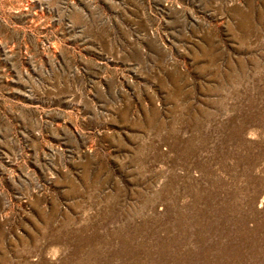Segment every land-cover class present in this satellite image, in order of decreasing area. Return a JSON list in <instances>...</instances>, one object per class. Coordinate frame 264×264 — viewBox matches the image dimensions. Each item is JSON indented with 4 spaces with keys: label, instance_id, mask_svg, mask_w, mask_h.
<instances>
[{
    "label": "rangeland",
    "instance_id": "1",
    "mask_svg": "<svg viewBox=\"0 0 264 264\" xmlns=\"http://www.w3.org/2000/svg\"><path fill=\"white\" fill-rule=\"evenodd\" d=\"M0 264H264V0H0Z\"/></svg>",
    "mask_w": 264,
    "mask_h": 264
}]
</instances>
